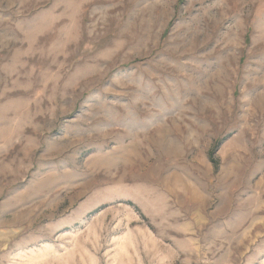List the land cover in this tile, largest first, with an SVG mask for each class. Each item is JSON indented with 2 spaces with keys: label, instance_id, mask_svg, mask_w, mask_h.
Returning <instances> with one entry per match:
<instances>
[{
  "label": "rangeland",
  "instance_id": "374dc122",
  "mask_svg": "<svg viewBox=\"0 0 264 264\" xmlns=\"http://www.w3.org/2000/svg\"><path fill=\"white\" fill-rule=\"evenodd\" d=\"M0 264H264V0H0Z\"/></svg>",
  "mask_w": 264,
  "mask_h": 264
}]
</instances>
